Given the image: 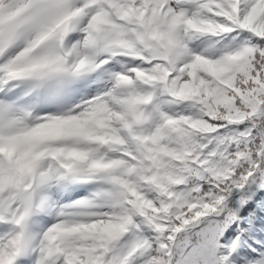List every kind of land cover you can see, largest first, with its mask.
I'll use <instances>...</instances> for the list:
<instances>
[{
    "label": "snow or ice",
    "instance_id": "snow-or-ice-1",
    "mask_svg": "<svg viewBox=\"0 0 264 264\" xmlns=\"http://www.w3.org/2000/svg\"><path fill=\"white\" fill-rule=\"evenodd\" d=\"M0 264H264V0H0Z\"/></svg>",
    "mask_w": 264,
    "mask_h": 264
}]
</instances>
